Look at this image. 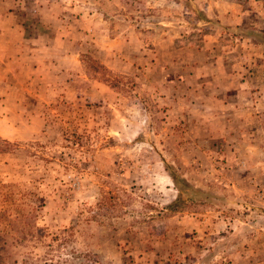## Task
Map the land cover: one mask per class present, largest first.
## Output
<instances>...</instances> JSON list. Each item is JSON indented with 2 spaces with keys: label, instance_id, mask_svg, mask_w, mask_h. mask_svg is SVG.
Returning <instances> with one entry per match:
<instances>
[{
  "label": "rangeland",
  "instance_id": "rangeland-1",
  "mask_svg": "<svg viewBox=\"0 0 264 264\" xmlns=\"http://www.w3.org/2000/svg\"><path fill=\"white\" fill-rule=\"evenodd\" d=\"M13 1L0 264H264V0Z\"/></svg>",
  "mask_w": 264,
  "mask_h": 264
},
{
  "label": "trees",
  "instance_id": "trees-1",
  "mask_svg": "<svg viewBox=\"0 0 264 264\" xmlns=\"http://www.w3.org/2000/svg\"><path fill=\"white\" fill-rule=\"evenodd\" d=\"M87 58L90 66H94L95 68H97L98 73H100L103 80L107 81L108 77H105L107 69L103 65L95 61L94 59H91L90 57ZM13 144L14 143H10L5 139H0V152L10 151L11 146ZM127 199H128V194L122 187L110 181H103L101 183V187L99 188V195L95 203V212L93 215L88 216L87 219H93L99 215L103 216V215L116 214L119 211L121 205H123V203L126 204ZM185 202L186 203L182 202L179 198H176L172 203L168 204L162 209H159L158 213L170 214L178 211H184L185 208H188L189 206L191 207V204L195 203L191 201V198L187 199ZM16 219L18 223H21L22 215H20ZM73 230H74V226L72 225L68 226L67 237H69L72 234ZM14 233H16L17 237L20 239L24 240L25 238H31L35 242L44 241L46 242L45 244L50 247L52 246L51 243L57 240L55 234L49 233L48 231H46V229L42 227H36L34 225L29 229H25L23 226L21 227L15 226ZM0 250L2 251V254H5L3 248H0ZM82 256L86 257V259L91 257L94 258L95 260V255L91 253H85ZM96 262L98 263V261Z\"/></svg>",
  "mask_w": 264,
  "mask_h": 264
},
{
  "label": "crops",
  "instance_id": "crops-1",
  "mask_svg": "<svg viewBox=\"0 0 264 264\" xmlns=\"http://www.w3.org/2000/svg\"><path fill=\"white\" fill-rule=\"evenodd\" d=\"M13 0H0V62L1 57L7 56L13 57L9 54L8 50L12 49L16 44V28L13 19L14 13L11 11V4ZM4 50H7V55ZM15 56V55H14ZM1 65V64H0Z\"/></svg>",
  "mask_w": 264,
  "mask_h": 264
}]
</instances>
